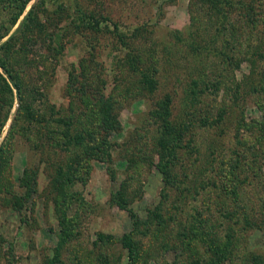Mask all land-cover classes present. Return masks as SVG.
I'll return each mask as SVG.
<instances>
[{"label":"rangeland","instance_id":"1","mask_svg":"<svg viewBox=\"0 0 264 264\" xmlns=\"http://www.w3.org/2000/svg\"><path fill=\"white\" fill-rule=\"evenodd\" d=\"M228 1L224 7L208 0L37 5L43 30L32 26L35 46L26 74L38 115L54 117L53 106L66 111L69 75L86 69L90 82L105 81L102 89L121 104L122 129L110 137L112 161H92L87 182L66 190L56 167L74 168L77 155L72 161L59 148L48 161L19 132L33 124L19 123L16 148L0 170V264H129L120 240L136 227L114 203L119 191L142 221L134 236L143 259L135 264H264V0ZM88 17L100 21V29L84 26ZM132 59L140 63L138 73L156 69V93L144 87ZM0 74L8 79L2 68ZM167 95L173 122L196 125L185 143L200 147V153H181L174 186L166 185L156 167L159 126L151 115ZM9 97L0 94V146L19 106L16 90L10 104ZM221 113L214 127L202 124ZM200 224L212 228L217 250L194 238ZM184 233L192 240L182 244Z\"/></svg>","mask_w":264,"mask_h":264},{"label":"trees","instance_id":"2","mask_svg":"<svg viewBox=\"0 0 264 264\" xmlns=\"http://www.w3.org/2000/svg\"><path fill=\"white\" fill-rule=\"evenodd\" d=\"M32 1L34 0H0V68L8 75L7 79L4 75L0 74V94L3 100L7 98V95H10L12 100L14 90L19 95V106L15 120L6 140L0 146V164H2L0 170L6 166L8 162L6 158L16 148V140L19 135L18 125L25 119L29 122V125L33 124V126L31 128H24L22 126L19 132L23 130L22 136L28 137L27 143L30 149L43 153L48 161L52 160V155H57L56 149L59 148L70 152L72 161H74V156L77 155L78 162L74 168L73 166L70 167V165L67 166V170L59 166L56 167V178L61 179L62 183L64 182L66 190H73L76 186L85 184L90 178L93 170L92 161L100 160L108 163L112 161L111 150L115 144L110 141V137L122 129V124L119 121V112L122 107L114 97L107 93V90L102 89L105 86V81L101 80L97 83L96 80L95 82H90L91 77L89 76L91 75V71L84 69L82 73L76 74L75 72H71L69 75L66 85L67 94L65 95L70 101L67 110L64 111V109L58 107L60 109L57 111L56 107L53 106L51 114L54 117L49 116L47 118L38 115L40 113L34 106L37 100L30 101V93H28V90L31 89L29 84L30 78L26 73L31 66V63L28 61L30 60L29 55L35 46V42L31 36L32 26H38L40 32L43 30V25L40 23L37 12V5L45 4L46 0H38L27 14L21 26L7 40H4L7 33L16 26ZM208 1L213 5L221 7L232 2L228 0ZM218 10L221 11L222 8ZM262 18L264 25V13ZM88 20V25L84 23V26H93L95 29H100V21L95 20L94 17H88ZM115 27H118L117 23H115ZM198 51L200 52L199 49ZM261 56L264 58V55L261 54ZM131 64H133V71L136 73V65L139 67L140 63L132 59ZM138 74H140L141 82L148 89L149 93L154 94L158 91L159 79L156 69L149 67L147 70H140ZM196 87L198 86L196 85ZM193 94L198 93L193 91ZM10 97L7 100L9 104ZM194 97L198 98V95ZM12 105L11 103L9 107H12ZM172 105L173 99L171 95H167L156 103V107L151 111L152 119L154 120L153 124L159 126L158 137L154 141V150L158 154L156 167L163 175L164 182L168 186L175 185L178 165L181 162V153L188 154L189 149H192V152H195V154L200 153L199 146H192V142L185 143L186 136L193 131L196 125L193 122L174 123L172 119ZM221 117L222 113L218 118L206 116L202 119V124L205 127L212 128L218 124ZM3 125L4 123L1 122L0 137ZM34 126H37L35 128L37 133H34ZM214 152H211V156H215ZM212 161H216V159ZM56 164L57 162H54L53 166L55 167ZM232 164H234L232 161L228 162V166ZM113 200L120 208L128 212L134 222V227H136V231L125 233L120 240L122 247L127 251L129 264H135L134 262L137 258L139 260L143 259L134 236L137 234V228L142 221L130 206L124 191L114 194ZM157 217L160 220L162 219L161 214H158ZM66 222L67 220L62 221L64 229ZM164 226H160L158 232ZM202 227V224L194 227V238L200 237L209 246L210 250H217L218 245L210 239L212 228L209 227L207 230H204ZM179 235L183 236V238L179 239L182 244L185 242L184 239L192 240L187 233ZM169 245L170 243L166 241V246L169 247ZM220 258L226 259L225 255Z\"/></svg>","mask_w":264,"mask_h":264}]
</instances>
